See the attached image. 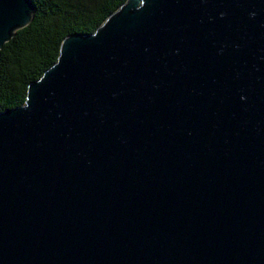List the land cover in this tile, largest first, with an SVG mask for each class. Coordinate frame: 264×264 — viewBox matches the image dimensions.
<instances>
[{"label":"water","instance_id":"water-1","mask_svg":"<svg viewBox=\"0 0 264 264\" xmlns=\"http://www.w3.org/2000/svg\"><path fill=\"white\" fill-rule=\"evenodd\" d=\"M0 0V49L32 17ZM0 264H264V0H125L0 111Z\"/></svg>","mask_w":264,"mask_h":264},{"label":"trees","instance_id":"trees-1","mask_svg":"<svg viewBox=\"0 0 264 264\" xmlns=\"http://www.w3.org/2000/svg\"><path fill=\"white\" fill-rule=\"evenodd\" d=\"M125 0H31L30 22L0 49V111L25 102L27 86L57 60L62 39L91 33Z\"/></svg>","mask_w":264,"mask_h":264}]
</instances>
